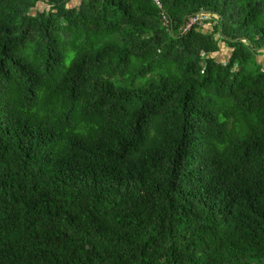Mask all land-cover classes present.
Wrapping results in <instances>:
<instances>
[{"label":"trees","instance_id":"16d2710c","mask_svg":"<svg viewBox=\"0 0 264 264\" xmlns=\"http://www.w3.org/2000/svg\"><path fill=\"white\" fill-rule=\"evenodd\" d=\"M73 1L0 0V264H264V0Z\"/></svg>","mask_w":264,"mask_h":264},{"label":"rangeland","instance_id":"374dc122","mask_svg":"<svg viewBox=\"0 0 264 264\" xmlns=\"http://www.w3.org/2000/svg\"><path fill=\"white\" fill-rule=\"evenodd\" d=\"M81 3V0H74L73 2H71L69 4V7H76L79 6ZM44 8H46L45 5L43 4H38L37 9L38 10H43ZM200 26H202L204 28V32H211V27L213 26V23L211 24L209 21H204ZM230 54L229 50L226 49L223 44H220V48L219 51L217 53L214 54L215 58L217 60L223 61L225 59V57H227ZM257 61L262 63L264 65V56H260L257 58Z\"/></svg>","mask_w":264,"mask_h":264},{"label":"built area","instance_id":"2783aa9c","mask_svg":"<svg viewBox=\"0 0 264 264\" xmlns=\"http://www.w3.org/2000/svg\"><path fill=\"white\" fill-rule=\"evenodd\" d=\"M157 5L160 6L159 0H153ZM163 19L165 21V25H168V20L165 16H163ZM204 21H211V17L207 13H200L197 15L190 16L183 25L180 27L181 32H189L191 31L195 26L201 25Z\"/></svg>","mask_w":264,"mask_h":264}]
</instances>
